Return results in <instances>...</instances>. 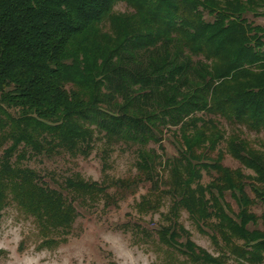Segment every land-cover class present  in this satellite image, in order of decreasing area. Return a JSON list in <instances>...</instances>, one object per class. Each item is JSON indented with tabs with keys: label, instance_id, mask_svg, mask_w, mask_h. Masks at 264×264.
I'll use <instances>...</instances> for the list:
<instances>
[{
	"label": "trees",
	"instance_id": "obj_1",
	"mask_svg": "<svg viewBox=\"0 0 264 264\" xmlns=\"http://www.w3.org/2000/svg\"><path fill=\"white\" fill-rule=\"evenodd\" d=\"M260 7L264 0H0V224L14 205L32 219L38 247L50 248L65 241L56 236L75 221L73 202L144 183L140 212L170 201L155 230L159 264H264V213L252 211L264 205V149L221 127L222 119L264 133V24L246 17H264ZM165 133L177 155L162 162L150 144L164 150ZM96 142L104 169L114 145H135L137 174L99 183L74 173L56 189L24 164L87 157ZM225 154L252 174L225 166ZM183 210L216 254L191 239Z\"/></svg>",
	"mask_w": 264,
	"mask_h": 264
},
{
	"label": "rangeland",
	"instance_id": "obj_2",
	"mask_svg": "<svg viewBox=\"0 0 264 264\" xmlns=\"http://www.w3.org/2000/svg\"><path fill=\"white\" fill-rule=\"evenodd\" d=\"M258 9L260 11L264 8ZM115 10L123 12L126 6L118 3ZM246 17L254 24H264L263 16L248 14ZM221 127L226 131L225 138L236 132L253 147L264 149L261 145L264 143L263 132L256 133L244 127L237 131L222 119ZM162 146L164 150H160L157 144H150V147L157 149L162 162L177 155V145L170 134H164ZM220 148L225 151V142ZM100 149L101 142H96L87 157H70L62 153L52 157H33L24 164L36 170L48 186L56 189L59 188L58 183L74 173L99 183L105 179V174L113 179L137 174L135 145H114L105 169ZM223 164L232 169L241 167L244 173L252 174L251 170L243 168L228 154H225ZM161 175L166 178L167 170L166 173L161 170ZM211 180V175L203 172L199 182L206 185ZM107 193L109 197L104 196L94 202H73L78 215L67 235L56 236L64 237L65 241L50 248L38 247L41 239L30 217H26L14 205L7 206L3 210L0 224V264H159L165 254L157 243L155 230L166 224L163 215L168 211L169 199L165 198L156 211L140 212L137 204L147 195L148 185L140 184L132 192L110 187ZM226 200L236 211V204L229 194H226ZM252 211L258 215L264 213V205L257 204L252 207ZM179 222L190 232L191 239L198 246L212 254L217 253L209 236L196 228L184 210L180 212ZM140 229H144L151 237L142 235Z\"/></svg>",
	"mask_w": 264,
	"mask_h": 264
}]
</instances>
